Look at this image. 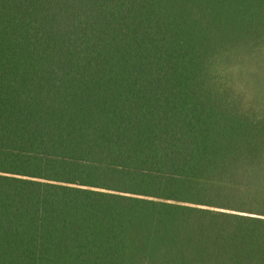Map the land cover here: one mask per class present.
<instances>
[{
  "label": "trees",
  "instance_id": "16d2710c",
  "mask_svg": "<svg viewBox=\"0 0 264 264\" xmlns=\"http://www.w3.org/2000/svg\"><path fill=\"white\" fill-rule=\"evenodd\" d=\"M0 264H264V0H0Z\"/></svg>",
  "mask_w": 264,
  "mask_h": 264
}]
</instances>
